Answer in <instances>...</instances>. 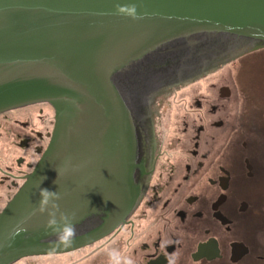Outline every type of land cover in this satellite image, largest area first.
Returning a JSON list of instances; mask_svg holds the SVG:
<instances>
[{
  "label": "water",
  "instance_id": "water-1",
  "mask_svg": "<svg viewBox=\"0 0 264 264\" xmlns=\"http://www.w3.org/2000/svg\"><path fill=\"white\" fill-rule=\"evenodd\" d=\"M263 48L264 0H0V114L36 103L56 114L48 149L0 214V264L78 250L124 225L144 187L139 88ZM43 189L75 223L70 240L40 212Z\"/></svg>",
  "mask_w": 264,
  "mask_h": 264
},
{
  "label": "flooded vegetation",
  "instance_id": "flooded-vegetation-1",
  "mask_svg": "<svg viewBox=\"0 0 264 264\" xmlns=\"http://www.w3.org/2000/svg\"><path fill=\"white\" fill-rule=\"evenodd\" d=\"M219 68L191 76L178 67V73L166 81L154 80L151 100H159L155 110L138 102L142 123L150 124L147 130L142 124L145 145L133 164L137 182L143 181L144 187L124 225L87 247L22 256L11 264H40L36 262L47 257H61L62 264H113L114 259L125 258L134 264H257V233L253 231H257V215L264 212V157L257 154V145L264 151L262 97L257 95L253 107L244 102L231 125V94L223 92L231 89L212 84L208 96H183L180 105L184 107L176 112L174 128L165 127L170 137L157 138L162 120L170 121V110L175 109L170 100L180 96L183 87H200L201 79L215 77ZM42 105L53 111L52 119L48 115L25 122L9 119L12 112ZM38 113L48 114L43 108ZM2 119L26 133L11 136L13 129ZM55 121L49 103L0 114V142L12 149L9 162L0 155V214L48 149ZM30 125L36 130L27 132Z\"/></svg>",
  "mask_w": 264,
  "mask_h": 264
},
{
  "label": "rangeland",
  "instance_id": "rangeland-1",
  "mask_svg": "<svg viewBox=\"0 0 264 264\" xmlns=\"http://www.w3.org/2000/svg\"><path fill=\"white\" fill-rule=\"evenodd\" d=\"M216 75L215 77L211 78H205L201 79L199 82L200 87L192 86L189 85L187 87L181 88L184 89L183 92H181L180 96L176 95V97H173L170 101L172 103V107H175V109L171 111V119L170 121L167 120V122L162 120V127L160 129V134L157 136L158 139L161 137H166L169 138L170 134L166 132L167 129L171 128L173 129L175 124H176V119L179 117V114H177L178 108L184 107L183 103L180 105V100L184 99L183 96L190 97L191 99L193 98H201L202 96H208V90H211V85L212 84H217L219 85H225L231 89V97L228 101L229 104V112H230V119L229 122L234 124L233 116L241 110L243 106V103L245 102L246 104L249 102L247 106L253 107L254 105L257 104V95L264 104V48L258 51L251 52L247 54L246 56L240 57L234 61H231L230 63L221 66L216 72H214ZM138 102H143L142 100L139 99V96H136ZM148 107L150 109L155 110L156 106H159V100H150V102L147 103ZM180 105V107H178ZM239 106V107H237ZM48 113L42 115L39 112V109H42ZM247 108V107H246ZM184 113V111H182ZM11 114V113H8ZM7 114V115H8ZM49 116V119H52L50 117L53 116V111H51L49 106L42 105V106H35L32 108H26V109H21L16 112H12L10 115V120L11 121H16L20 120L21 122H25L26 120L32 121L34 120V117L36 118H41V117H47ZM157 112L155 113L154 118L156 117ZM182 115V114H180ZM46 121V120H45ZM1 122L4 123V125L9 126L10 128L13 129L14 134H11V136L14 137L15 134L17 133H26L25 130L20 126L12 125L14 123L10 122L7 123L1 120ZM56 122V121H55ZM178 123H180V119L177 120ZM169 125V126H168ZM167 129H166V128ZM30 129H35L32 125H30L29 128H27V132H29ZM55 129V127H54ZM53 129V131H54ZM38 130V129H37ZM3 133V130L0 129V134ZM53 136V132H52ZM52 139V138H51ZM165 141V140H164ZM8 148H5V147ZM11 147L7 145V142H0V155L2 157L7 158V162H9L10 158V151ZM257 154L259 152V155L264 157V151H262V148L257 145ZM8 166V164H6ZM13 200V199H12ZM11 200V201H12ZM263 209V208H262ZM264 209L261 211L263 212ZM257 231H253L254 234L257 233V264H264V212L263 214L261 213L260 216L257 215ZM258 257H263L261 260H258ZM61 257H52V258H44L40 260V264H62V260L60 259ZM28 264V262L26 263Z\"/></svg>",
  "mask_w": 264,
  "mask_h": 264
},
{
  "label": "clouds",
  "instance_id": "clouds-1",
  "mask_svg": "<svg viewBox=\"0 0 264 264\" xmlns=\"http://www.w3.org/2000/svg\"><path fill=\"white\" fill-rule=\"evenodd\" d=\"M118 11L122 14H126L134 19L139 17L136 15V10L134 7H119ZM41 202H40V212H47L49 216L48 227L52 228L57 234V239L61 242L65 240H70L75 236L76 227L75 223L68 217L67 214L60 213V205L55 201L59 200V195L56 192L43 189L41 191ZM59 219H57V214ZM113 264H134L131 258H125L122 261L119 259H114Z\"/></svg>",
  "mask_w": 264,
  "mask_h": 264
},
{
  "label": "bare ground",
  "instance_id": "bare-ground-1",
  "mask_svg": "<svg viewBox=\"0 0 264 264\" xmlns=\"http://www.w3.org/2000/svg\"><path fill=\"white\" fill-rule=\"evenodd\" d=\"M139 87L140 85H137V89ZM138 91H139L138 93L139 99L143 101L142 103L144 105L148 106L147 103L150 102L152 98V92H153L152 88L145 89V88L140 87Z\"/></svg>",
  "mask_w": 264,
  "mask_h": 264
}]
</instances>
